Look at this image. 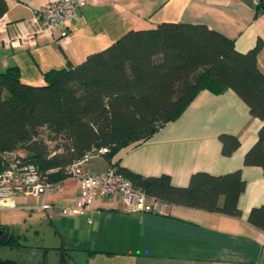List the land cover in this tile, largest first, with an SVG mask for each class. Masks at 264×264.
Masks as SVG:
<instances>
[{
  "label": "crops",
  "instance_id": "0c3cea01",
  "mask_svg": "<svg viewBox=\"0 0 264 264\" xmlns=\"http://www.w3.org/2000/svg\"><path fill=\"white\" fill-rule=\"evenodd\" d=\"M6 1L9 7L0 17V71L18 66L22 81L31 85L43 83L44 71L68 62L79 64L129 29H149L162 21L203 23L231 39L240 51L261 39L257 65L264 76V0H90L51 36L35 33L40 23L37 11L50 0ZM18 33L33 34L31 46L4 44ZM261 124L234 90L202 88L176 119L144 142L121 149L112 159L119 158V167L144 177L167 175L179 187L186 186L197 171L219 175L240 170L245 180L238 197L241 214L232 217L175 203H164L160 214L129 212L118 196L99 198L92 210L67 218L85 225L89 259L117 264H264V231L247 219L252 208L264 205V174L261 167L243 163ZM221 133L239 140L230 156L221 152ZM110 163L101 156L85 167L98 172ZM63 183L49 199L54 214L59 212L56 204L72 206L79 196L75 180ZM62 242L77 264L76 248Z\"/></svg>",
  "mask_w": 264,
  "mask_h": 264
},
{
  "label": "trees",
  "instance_id": "16d2710c",
  "mask_svg": "<svg viewBox=\"0 0 264 264\" xmlns=\"http://www.w3.org/2000/svg\"><path fill=\"white\" fill-rule=\"evenodd\" d=\"M8 7L0 0V17ZM262 46L260 39L240 51L203 23L162 21L149 29L127 30L79 64L44 71L40 85L23 82L19 67L10 65L0 71V169L8 163L4 152L18 150L24 152L21 162L62 180L64 166L93 147H106L102 157L111 161L109 166L162 203L240 216L238 197L245 189L240 170L219 175L197 171L179 187L167 175L144 177L112 159L176 119L197 91L230 88L249 114L262 121L243 163L261 167L264 174V76L257 65ZM218 139L225 156L239 146L233 134L221 133ZM247 219L264 231V205L252 208ZM17 238L7 230L0 246L17 247ZM71 251L57 247L59 264H74ZM0 264L22 263L0 258Z\"/></svg>",
  "mask_w": 264,
  "mask_h": 264
},
{
  "label": "built area",
  "instance_id": "2783aa9c",
  "mask_svg": "<svg viewBox=\"0 0 264 264\" xmlns=\"http://www.w3.org/2000/svg\"><path fill=\"white\" fill-rule=\"evenodd\" d=\"M90 0H50L48 4L37 11L36 16L40 19L37 35H53L57 28H64L75 12L86 5ZM1 31V30H0ZM33 34L18 33L13 39H6L5 44L19 46L33 43ZM106 147H93L71 164L63 167L65 178L53 180L48 178L49 173L42 174L32 164L21 162L23 153L18 150L6 151L3 157L7 165L0 169V200H7L14 208V197H41L42 211L51 212L52 204L44 203L46 196L57 190H62L63 180L70 178L79 186V196L75 198L72 207L63 208L62 213L67 216H76L87 210H92L97 199L118 196L124 209L129 212L142 211L160 214L164 203L154 196L148 195L140 188H134L132 182L125 178L115 167L109 166L104 171L92 172L85 165L94 158L107 153ZM50 171V170H49ZM51 215V214H50Z\"/></svg>",
  "mask_w": 264,
  "mask_h": 264
},
{
  "label": "rangeland",
  "instance_id": "374dc122",
  "mask_svg": "<svg viewBox=\"0 0 264 264\" xmlns=\"http://www.w3.org/2000/svg\"><path fill=\"white\" fill-rule=\"evenodd\" d=\"M21 153L24 154L23 151ZM58 191L46 196L49 197L48 201L44 200L47 206L51 205L50 200L55 198V193ZM14 198L15 208H12L7 200H0V226H5L8 232H13L18 237V246H0V258L20 261L22 264H37L42 260H45L46 264H59L57 247L63 245L64 240L76 248L74 256L77 264H117L105 259L97 260V262L89 259L86 255V245L89 244L85 243L88 238L85 225L77 221H69L67 218H73V216L62 213L63 208L72 206L63 204L60 207L56 204L59 212L54 214L53 204V210L50 213L40 209L39 206L43 201L41 198L40 200L27 196Z\"/></svg>",
  "mask_w": 264,
  "mask_h": 264
},
{
  "label": "water",
  "instance_id": "95a60500",
  "mask_svg": "<svg viewBox=\"0 0 264 264\" xmlns=\"http://www.w3.org/2000/svg\"><path fill=\"white\" fill-rule=\"evenodd\" d=\"M7 233V228L4 226H0V238H3L4 235Z\"/></svg>",
  "mask_w": 264,
  "mask_h": 264
}]
</instances>
